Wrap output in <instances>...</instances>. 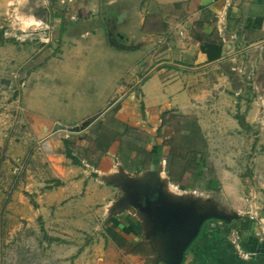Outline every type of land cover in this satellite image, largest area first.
<instances>
[{"label": "crops", "instance_id": "crops-1", "mask_svg": "<svg viewBox=\"0 0 264 264\" xmlns=\"http://www.w3.org/2000/svg\"><path fill=\"white\" fill-rule=\"evenodd\" d=\"M157 1L177 8L165 14L159 12L162 14L160 30L143 29L147 14L140 18L133 30L138 35H147L149 42H141L130 52L111 48L108 40L102 41L100 36H79L74 40L76 46L82 47L76 52L80 51L79 56L73 61L66 58L64 69H57L55 57L42 65L46 54L40 51L37 59L42 64L29 73V78L38 81L22 93V108L36 131L43 132L56 121L78 125L82 120L104 113L111 94L116 93V88L110 84L109 71H98L91 64L94 59H107L108 62L110 58H121L127 61L120 71L125 74L147 70L145 63L156 61L157 64L149 68V78L141 86L145 108L157 116L165 111L195 115L201 141L190 169L179 178L187 161L184 158L177 170L170 171L175 182L168 172L169 181L184 185L200 176L206 181V175L211 173L213 179H209L203 188L230 191L228 204L236 207L240 214L245 212L242 211V192L261 191L256 194L259 205L251 201V206H259L258 210L252 207L250 210V205L244 203L249 214V228L244 229L242 223L246 219L238 217L231 225L225 220H209L192 250L186 254V262L264 264V0ZM89 20L83 22L88 24ZM79 32L89 33V29ZM162 34L165 45L156 49L153 37ZM203 42L221 45L222 56L209 61L201 50ZM118 54L122 55L119 57ZM75 61H85V69L82 65L79 68ZM60 78L76 79L75 87L61 86ZM13 102L7 104L6 109L13 106ZM10 118L7 112H0V137ZM181 134L189 135L184 131ZM48 135L45 149L56 153V158L50 156V159L55 162L53 176L61 181L58 189L60 193L70 192L69 197L62 195L55 203L60 207L58 214L62 216L63 204L67 206L73 202L80 206L81 214L90 210L89 214L93 216L103 214L104 207H108V211L110 189L103 184V176L115 168L108 165V157L103 156L100 164L95 166L73 148L70 135L63 136L56 131L48 132ZM84 136L76 137L78 144L85 141H80ZM156 159L157 154H154L152 166ZM163 163H166L165 159ZM164 173L161 172L162 178ZM67 198L70 201L64 203ZM95 207L98 208L94 212ZM257 213H260L259 217ZM139 220L125 224H132L137 234L120 232L127 241L138 242V248L120 247L112 240L114 243L109 245L107 258L101 264H153L147 259L157 257L160 243L147 235L145 224ZM234 226L239 232L231 229ZM215 231L220 235L216 236ZM233 241L248 256L243 257Z\"/></svg>", "mask_w": 264, "mask_h": 264}, {"label": "rangeland", "instance_id": "rangeland-1", "mask_svg": "<svg viewBox=\"0 0 264 264\" xmlns=\"http://www.w3.org/2000/svg\"><path fill=\"white\" fill-rule=\"evenodd\" d=\"M176 8L157 0H0V112H7L12 118L6 127L3 126L0 137V264H101L107 258L109 245L114 243V235H119L126 223L141 219L145 228L150 229L147 216L129 192L132 181L140 185L152 183L173 200L193 199L207 205L215 204L227 213H239L241 220L249 219L244 203L250 205V210L251 207L258 210L259 206H251V201L259 205L256 194L261 191L242 192V211L245 212L240 214L236 207L228 204L230 191L205 190L209 179H213L211 173L206 175V181L203 176L184 185L169 181L168 172L177 170L180 163L188 159L189 151H197L201 141L195 115L165 111L158 117L145 108L141 86L149 78V68L155 66L156 61L146 62L147 70L125 74L120 71L127 61L121 58H110L107 62L104 55V61L94 59L91 64L98 71H109L110 84L116 88V93L111 94L104 113L82 120L78 125L56 121L43 132L36 131L22 108V93L38 81L29 78V73L41 66L37 59L39 54H46L42 65L55 57L56 68L64 69L65 61H73L79 56L80 51L76 52L82 47L76 46L74 41L79 36H100L102 41L108 40L111 48L130 52L141 42H149L147 35H138L133 30L140 18L147 14L143 29H159L162 28L159 12L165 14ZM14 11L35 17L36 23L27 33L17 31L12 34L9 16ZM85 19L91 20L87 24L83 22ZM86 28L89 33L79 32ZM153 38L156 49L164 47L165 35ZM74 63L79 68L85 67V61ZM59 80L61 86L75 87L76 79ZM12 101L13 106L6 109ZM76 126L80 129L73 131ZM153 128L157 129L153 131ZM53 131L70 135L73 148L95 166L105 155L108 165L115 166L113 172L103 176V184L110 189L108 211V207H104L103 214L91 216V210L81 214L80 206L73 202L72 205L63 204L62 216L58 214L60 207L55 203L62 195L69 197L70 192L60 193L61 181L54 178L55 162L50 159V156L56 158V153L45 149L48 132ZM182 131L188 132L190 138H184ZM78 135H85L80 139L85 141L78 144ZM112 139L116 141L103 152L101 146L105 147ZM142 147L150 150L152 155L157 154L154 166L151 163L148 169L141 168ZM164 159L166 163H163ZM162 171L166 172L164 178ZM68 201L70 198L64 203ZM257 215L259 217L260 213ZM112 217L122 220L117 229L110 221ZM238 218L229 223H235ZM124 243L130 248H138V242L134 240Z\"/></svg>", "mask_w": 264, "mask_h": 264}, {"label": "water", "instance_id": "water-1", "mask_svg": "<svg viewBox=\"0 0 264 264\" xmlns=\"http://www.w3.org/2000/svg\"><path fill=\"white\" fill-rule=\"evenodd\" d=\"M61 128L64 126L59 125ZM80 127L72 128L73 131ZM129 188L138 201L141 211L147 216L150 229L147 235L160 243L158 254L153 264H181L185 253L201 232L203 225L211 219L230 221L239 216L219 209L215 204L199 203L196 200L177 201L167 197L165 193L154 187L152 183L140 185L131 182ZM153 199L151 197L155 196ZM144 198V203L140 199Z\"/></svg>", "mask_w": 264, "mask_h": 264}, {"label": "trees", "instance_id": "trees-1", "mask_svg": "<svg viewBox=\"0 0 264 264\" xmlns=\"http://www.w3.org/2000/svg\"><path fill=\"white\" fill-rule=\"evenodd\" d=\"M112 47H114V46H112ZM115 49L120 50V51L123 50V49H121V48H116V47H115ZM201 50H202L204 53L207 54V57H208V60H209V61L216 60V59H218V58H220V57L222 56V47H221V45H218V44L208 43V42H203V43L201 44ZM163 118H164V117H163ZM189 136H190V135H184L185 138H188ZM115 141H116V139H112V140H110V141L107 143V145H106L105 147H102V146H101V150H102L103 152H106V151L112 146V144H113ZM171 147L173 148L172 145H171ZM141 153L143 154V158H144V160H143V165H142L141 168H142V169H148V167H150V165H151V163H152V160H153L152 152H151L150 150H148L147 148L142 147V148H141ZM188 153H189L188 156H186V158H188V159H187V161H185L183 167L181 168V173L179 174V178L182 177V176L184 175V172L187 171V170H189L190 167H191L192 164H193V160H194L193 156L195 155L196 152L193 151V150H191V151H189ZM173 154H174V153H173ZM174 156H177V155H174ZM169 176H170L171 180H172L173 182H175V179L173 178L171 172L169 173ZM212 220H216V219H212ZM110 221H111V223H112L114 229H117V228L122 224V220L119 219V218H117V217H112V218L110 219ZM207 222H208V221H207ZM207 222H206V223H207ZM206 223L203 225L200 234H199L198 237L194 240V242H195V241L199 238V236L204 232L205 227H206ZM226 223L229 224V225H231V223H229V222H226ZM242 225H243V228H244V229H247V228H249V226H250V221L246 220L244 223H242ZM234 228H237V227L234 226ZM237 230H239V229H237ZM122 231H123V233H125V234H127V235L132 234V233L137 234L136 231L134 230V226H133L132 224L124 225ZM214 233H215L216 236H219V235H220V234H218L219 232H217V231H215ZM118 236H119V238H122V239L119 240ZM53 240H57V239H53ZM113 241H114L118 246L122 247V246H125V243H124V242H126L127 240H126L125 238H123L122 235H120V233H119V235L116 233V235H114V237H113ZM194 242L191 244V246H190V247L188 248V250L186 251V253H185V258H184V260H183V262H182L181 264H189V263L186 262V254H187L190 250H192V247H193Z\"/></svg>", "mask_w": 264, "mask_h": 264}, {"label": "clouds", "instance_id": "clouds-1", "mask_svg": "<svg viewBox=\"0 0 264 264\" xmlns=\"http://www.w3.org/2000/svg\"><path fill=\"white\" fill-rule=\"evenodd\" d=\"M9 22L12 29V34L15 35L17 31L27 33L28 29L33 27V25L36 23V19L34 16L21 14L14 11L9 16Z\"/></svg>", "mask_w": 264, "mask_h": 264}, {"label": "built area", "instance_id": "built-area-1", "mask_svg": "<svg viewBox=\"0 0 264 264\" xmlns=\"http://www.w3.org/2000/svg\"><path fill=\"white\" fill-rule=\"evenodd\" d=\"M234 243H235V245H236V247L239 249V253L243 256V257H246V256H248V254L246 253V252H244V251H242L241 249H240V246L236 243V241H233Z\"/></svg>", "mask_w": 264, "mask_h": 264}, {"label": "flooded vegetation", "instance_id": "flooded-vegetation-1", "mask_svg": "<svg viewBox=\"0 0 264 264\" xmlns=\"http://www.w3.org/2000/svg\"><path fill=\"white\" fill-rule=\"evenodd\" d=\"M157 194H155V196L151 197V198H155ZM140 201H142L144 203V198L140 199Z\"/></svg>", "mask_w": 264, "mask_h": 264}]
</instances>
